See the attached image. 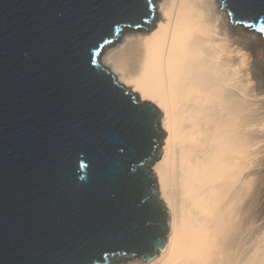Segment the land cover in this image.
<instances>
[{"label": "water", "instance_id": "water-1", "mask_svg": "<svg viewBox=\"0 0 264 264\" xmlns=\"http://www.w3.org/2000/svg\"><path fill=\"white\" fill-rule=\"evenodd\" d=\"M157 0H0V264L151 260L170 232L162 111L102 61ZM264 41V0H222ZM264 44V43H263Z\"/></svg>", "mask_w": 264, "mask_h": 264}, {"label": "bare ground", "instance_id": "bare-ground-1", "mask_svg": "<svg viewBox=\"0 0 264 264\" xmlns=\"http://www.w3.org/2000/svg\"><path fill=\"white\" fill-rule=\"evenodd\" d=\"M157 1L155 26L126 28L102 55L167 131L152 169L170 232L151 260L120 263L264 264L263 38L222 0Z\"/></svg>", "mask_w": 264, "mask_h": 264}, {"label": "rangeland", "instance_id": "rangeland-1", "mask_svg": "<svg viewBox=\"0 0 264 264\" xmlns=\"http://www.w3.org/2000/svg\"><path fill=\"white\" fill-rule=\"evenodd\" d=\"M158 2V1H157ZM232 22V21H231ZM236 25H241V24H236ZM253 31V30H252ZM262 144H264V142H262ZM264 155V151L262 152V156ZM261 156V157H262ZM264 158L262 157V167L264 168ZM263 172H264V169H263ZM262 177H263V180H264V173H263V175H262ZM257 222H256V224H257V226H259L260 228V237L262 238L263 237V239H264V190L262 191V200H261V203H260V205H259V209H258V211H257ZM259 224V225H258ZM262 228V229H261ZM264 241V240H263ZM126 262V261H125ZM122 263V262H121ZM121 263H119V264H121Z\"/></svg>", "mask_w": 264, "mask_h": 264}]
</instances>
